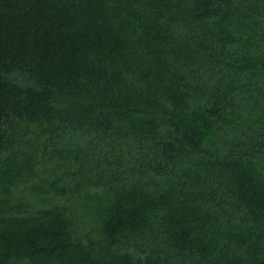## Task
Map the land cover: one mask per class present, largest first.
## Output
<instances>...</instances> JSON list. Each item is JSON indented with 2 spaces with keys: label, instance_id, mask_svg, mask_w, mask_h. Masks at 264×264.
<instances>
[{
  "label": "trees",
  "instance_id": "1",
  "mask_svg": "<svg viewBox=\"0 0 264 264\" xmlns=\"http://www.w3.org/2000/svg\"><path fill=\"white\" fill-rule=\"evenodd\" d=\"M0 264H264V0H0Z\"/></svg>",
  "mask_w": 264,
  "mask_h": 264
}]
</instances>
